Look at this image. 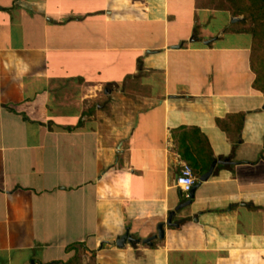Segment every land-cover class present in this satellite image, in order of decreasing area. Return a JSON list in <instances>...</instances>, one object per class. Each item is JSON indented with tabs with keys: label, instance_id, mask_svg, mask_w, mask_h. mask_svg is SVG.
<instances>
[{
	"label": "crops",
	"instance_id": "obj_1",
	"mask_svg": "<svg viewBox=\"0 0 264 264\" xmlns=\"http://www.w3.org/2000/svg\"><path fill=\"white\" fill-rule=\"evenodd\" d=\"M233 17L0 0V264H264V74L240 21L220 43ZM180 161L195 181L177 208Z\"/></svg>",
	"mask_w": 264,
	"mask_h": 264
},
{
	"label": "rangeland",
	"instance_id": "obj_2",
	"mask_svg": "<svg viewBox=\"0 0 264 264\" xmlns=\"http://www.w3.org/2000/svg\"><path fill=\"white\" fill-rule=\"evenodd\" d=\"M208 2L215 7L219 6V5L225 6L231 12L232 16L237 17L238 18L237 21H240V23H238L237 21H235L236 23H230L229 18H228V21L223 26V28H225V34H224L223 40H221L220 43L221 42L222 43H229V42L239 41L236 38L233 39L232 37L229 38L228 36H225L227 34L226 31L230 30V29H227L228 26H233V24L235 25L238 23L237 27H239V25H241L243 27L242 29L250 30V29H256V27L258 26V21H261V23H263V21H264V14H262V12H264V0H208ZM260 3H263V6H262V8L258 9L257 7L260 5ZM215 16H217V17L216 18L215 17L210 18L208 21L201 22V24L199 22L200 27L213 28V27L217 26L218 14H215ZM255 17H258V20H255L254 19ZM220 19L221 18H219V20ZM128 27H130V29H131L132 25L131 26L128 25ZM134 28H139L141 30L144 27L142 28L141 25H139L138 27H137V25H133L132 29H134ZM263 41H264V33L261 32L259 43H261ZM191 165H189V166H191ZM193 167L195 168V172H198L197 167L196 166H193ZM188 200L189 199H186L182 202L185 203Z\"/></svg>",
	"mask_w": 264,
	"mask_h": 264
},
{
	"label": "built area",
	"instance_id": "obj_3",
	"mask_svg": "<svg viewBox=\"0 0 264 264\" xmlns=\"http://www.w3.org/2000/svg\"><path fill=\"white\" fill-rule=\"evenodd\" d=\"M195 177L191 167L184 161L179 162L178 172L174 177V186L178 190L181 199H188Z\"/></svg>",
	"mask_w": 264,
	"mask_h": 264
},
{
	"label": "water",
	"instance_id": "obj_4",
	"mask_svg": "<svg viewBox=\"0 0 264 264\" xmlns=\"http://www.w3.org/2000/svg\"><path fill=\"white\" fill-rule=\"evenodd\" d=\"M238 20L237 17H233L232 18V21H236ZM215 161H211L209 167L207 168V170L205 172H203L202 174H200L198 177H197V180L198 182L200 181H203L205 180L211 173L212 171V168H213V165H214ZM189 197H191V190H190V194H189ZM187 202H181L177 205V208L178 207H181V206H184ZM173 213V211H170L169 212V215L167 216V218L165 219L164 223L165 224H170V216L171 214ZM162 226H163V222H160L157 224L156 228H157V233L155 235H152V236H149V237H146L144 239H142L141 241L144 242V243H149V241L154 238V237H158V238H162L163 236V230H162ZM125 240H130L129 237H126V234H123L121 235L116 241H115V244L116 245H122V243L125 241Z\"/></svg>",
	"mask_w": 264,
	"mask_h": 264
},
{
	"label": "trees",
	"instance_id": "obj_5",
	"mask_svg": "<svg viewBox=\"0 0 264 264\" xmlns=\"http://www.w3.org/2000/svg\"><path fill=\"white\" fill-rule=\"evenodd\" d=\"M263 3H260V5L257 7L258 9L262 8ZM262 14H264V12H262ZM255 20H258V17L254 18ZM264 23V21H263ZM261 23V21H258V26L256 27V29H251L252 30V34L254 36L255 39H257V42L254 45V49L255 51H257V58H256V66L259 69V71L263 72L264 74V41L263 44L259 43L260 42V33L263 32L264 33V24ZM182 156L185 158H187V154L186 153H181ZM196 162H198L195 158L191 160V163L193 166H196ZM206 167H203V169H205Z\"/></svg>",
	"mask_w": 264,
	"mask_h": 264
}]
</instances>
